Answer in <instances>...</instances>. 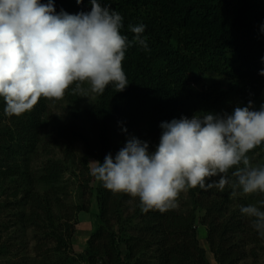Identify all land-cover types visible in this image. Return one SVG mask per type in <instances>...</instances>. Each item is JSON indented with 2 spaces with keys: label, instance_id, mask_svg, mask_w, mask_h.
Segmentation results:
<instances>
[{
  "label": "trees",
  "instance_id": "trees-1",
  "mask_svg": "<svg viewBox=\"0 0 264 264\" xmlns=\"http://www.w3.org/2000/svg\"><path fill=\"white\" fill-rule=\"evenodd\" d=\"M99 2L122 15L121 34L130 41L135 34L129 26L146 25L148 50L134 44L126 51L123 68L129 86L123 92L109 85L103 95L89 99L69 91L59 100L41 98L20 117L5 115L0 98V216L8 217L0 220V259H10L12 243L33 230L42 261L10 264H212L200 245L198 228L203 227L217 264H241L264 245V238L240 207L264 200V194L232 197L228 186L224 191L197 187L185 191L186 200L179 196L176 208L145 213L138 198L105 189L90 175L88 163L115 155L131 136L150 148L159 144L162 122L199 113L231 114L249 101L259 110L264 105V76L259 75L264 69V0ZM54 4L57 13L91 10L90 0ZM82 103L96 150L84 130L57 125L51 117L60 105ZM48 129L56 130L66 148L61 160H48L36 172L32 165L47 147L43 138ZM76 142L86 144L78 159ZM249 155L264 164V146ZM73 167L84 171L76 176L71 194L63 180ZM94 197L95 230L85 251L76 254L78 216L90 213ZM64 201L72 208L67 218L55 213Z\"/></svg>",
  "mask_w": 264,
  "mask_h": 264
},
{
  "label": "clouds",
  "instance_id": "clouds-1",
  "mask_svg": "<svg viewBox=\"0 0 264 264\" xmlns=\"http://www.w3.org/2000/svg\"><path fill=\"white\" fill-rule=\"evenodd\" d=\"M90 2V11L69 14L63 9L57 13L54 0H0V98L5 115L20 117L41 98L59 100L69 91L89 97L103 95L109 85L118 93L126 90V51L134 44L148 50L146 25H130L135 34L130 41L121 34L119 12L99 0ZM259 75L264 76V69ZM160 127L154 151L148 142L131 136L102 163L90 161V175L113 193L138 198L145 213L174 209L181 193L197 187L224 191L228 186L232 197L264 194V164L254 165L249 156L264 146V105L256 110L249 101L231 114L199 113ZM240 212L264 238V200L241 206Z\"/></svg>",
  "mask_w": 264,
  "mask_h": 264
},
{
  "label": "rangeland",
  "instance_id": "rangeland-1",
  "mask_svg": "<svg viewBox=\"0 0 264 264\" xmlns=\"http://www.w3.org/2000/svg\"><path fill=\"white\" fill-rule=\"evenodd\" d=\"M92 97L93 95L87 98L91 99ZM51 117L53 118L52 120L57 125L58 124H63V125L73 124V125L78 126L80 130H84L82 132L86 134V136L89 137L88 145L93 150H96V140L92 133L91 124L89 122L90 120L86 113V105L84 103L76 107H71L68 104L60 105L59 107H56L55 109H53ZM60 137L61 136L57 134L56 130L54 132H51L48 129V131L45 132L43 139L45 140L47 147L44 151L41 150L39 154L36 156L33 162V165H32L35 169L34 171L36 172L39 171L43 163H45L48 160H51V159L61 160L62 159L63 157L62 153L64 152L66 147H65L64 140H62ZM75 145H76L75 149L77 150V153H78V156H77V159H78L86 153V147H85L86 144L82 142H76ZM157 145H158L157 143L153 144V147L150 148V151H154ZM256 157L257 156H254V158L251 157V162L254 165L259 164V161L257 162ZM83 171L84 170L82 169H80L79 171L78 168L73 167L71 173L65 176L63 180V183L65 182V184L63 185V187H68L69 193L71 194L74 193L75 186H76L75 184L77 181L76 176L77 175L80 176L81 172ZM81 180H83V178ZM180 198L182 200H186V193L185 192L181 193ZM91 202H92V205H91L90 213H81L79 214L78 218H79V222H82L83 220L87 219L91 223V226L93 228V223L95 222L94 218L98 212V207L96 204L97 202H96L95 197L93 198V200L91 199ZM71 209H72L71 206L67 205L64 201V203L62 204V208L57 209L55 213L56 214L58 213L59 217L67 218L71 213ZM5 217L6 216H0V220H2L1 221L2 223L8 221V217L6 219ZM94 230L95 229L93 228L91 230V233ZM86 235L87 233L83 230V226L81 225L80 227L78 226L76 236L73 242L74 253L79 254L85 251L87 241H88V238L86 237ZM198 235H199L200 245L204 249H206L209 260L211 261L212 264H217L212 253L210 252V247L206 240V237H207L206 229L203 227H199ZM23 236H24L23 239L17 240L12 243L13 253H14L13 256H10L11 257L10 259L9 258L0 259V264L23 263V262L31 263V261H39L40 263L42 261V259H39V254L37 253L38 241H37V235L35 234V232H33V230L29 232H24ZM12 238L14 239L15 236L12 235ZM50 247L52 246L50 245ZM251 249H252V246H249V251ZM241 264H264V245H261L260 247H258L254 251V253L250 252L249 257L243 260Z\"/></svg>",
  "mask_w": 264,
  "mask_h": 264
},
{
  "label": "crops",
  "instance_id": "crops-1",
  "mask_svg": "<svg viewBox=\"0 0 264 264\" xmlns=\"http://www.w3.org/2000/svg\"><path fill=\"white\" fill-rule=\"evenodd\" d=\"M83 226V230L87 233L86 237L89 238V236L91 235V230L93 229L92 226H91V223L86 219V220H83L82 222L79 223V227ZM80 230V228H79ZM78 239V237H77Z\"/></svg>",
  "mask_w": 264,
  "mask_h": 264
}]
</instances>
